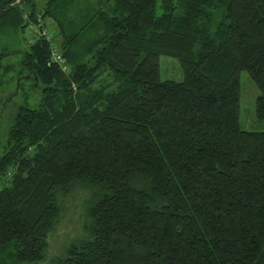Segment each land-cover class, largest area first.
<instances>
[{"label": "trees", "instance_id": "trees-1", "mask_svg": "<svg viewBox=\"0 0 264 264\" xmlns=\"http://www.w3.org/2000/svg\"><path fill=\"white\" fill-rule=\"evenodd\" d=\"M36 4L0 0V63L21 55L41 90L0 156V264L44 260L58 193L81 184L88 237L54 264H264V0ZM242 71L259 130L240 125Z\"/></svg>", "mask_w": 264, "mask_h": 264}, {"label": "rangeland", "instance_id": "rangeland-1", "mask_svg": "<svg viewBox=\"0 0 264 264\" xmlns=\"http://www.w3.org/2000/svg\"><path fill=\"white\" fill-rule=\"evenodd\" d=\"M46 0H37L38 10L43 11ZM48 28L56 33L50 21ZM45 23V24H46ZM29 32V31H28ZM32 39L33 36H28ZM26 48V44H23ZM21 55L11 56L0 63V156L6 151L8 132L11 119L20 106L37 108L41 100V90L34 86L32 81L21 79ZM159 78L161 81L181 82L183 73L177 59L169 56L159 57ZM11 66L7 72L5 67ZM18 82L22 83L18 88ZM240 100L239 118L241 128L248 131L259 130L260 126L255 120L254 105L258 91L253 81L244 71L239 73ZM92 187L77 185L69 194L58 193V205L61 212L54 229L49 235L48 249L45 259L33 264H54L65 256L67 250L74 245H79L88 237L91 219L88 211L91 205Z\"/></svg>", "mask_w": 264, "mask_h": 264}, {"label": "built area", "instance_id": "built-area-1", "mask_svg": "<svg viewBox=\"0 0 264 264\" xmlns=\"http://www.w3.org/2000/svg\"><path fill=\"white\" fill-rule=\"evenodd\" d=\"M41 33L47 38V40H49V42L52 45V49H53L52 60L54 62H56L57 64H59L63 71H67L68 66H67L66 60L62 56V53L60 52V50H58V48L56 46V42L54 41V33H53L52 29H50V28L45 29Z\"/></svg>", "mask_w": 264, "mask_h": 264}, {"label": "water", "instance_id": "water-1", "mask_svg": "<svg viewBox=\"0 0 264 264\" xmlns=\"http://www.w3.org/2000/svg\"><path fill=\"white\" fill-rule=\"evenodd\" d=\"M19 83V82H18Z\"/></svg>", "mask_w": 264, "mask_h": 264}]
</instances>
